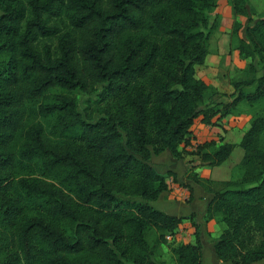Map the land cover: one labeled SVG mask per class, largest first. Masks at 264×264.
Masks as SVG:
<instances>
[{"label": "trees", "instance_id": "trees-1", "mask_svg": "<svg viewBox=\"0 0 264 264\" xmlns=\"http://www.w3.org/2000/svg\"><path fill=\"white\" fill-rule=\"evenodd\" d=\"M228 1L231 39L250 60L231 95L196 72L220 27L218 0H0V264H202L195 223V243L167 241L186 218L152 206L172 174L150 160L169 151L214 168L237 146L238 179L193 180L213 194L206 220L226 226L217 258L264 260V117L239 144L181 149L200 116L211 125L264 102L254 64L264 16L244 25L251 0ZM77 92L92 97L84 112ZM164 246L172 263L160 260Z\"/></svg>", "mask_w": 264, "mask_h": 264}, {"label": "crops", "instance_id": "crops-1", "mask_svg": "<svg viewBox=\"0 0 264 264\" xmlns=\"http://www.w3.org/2000/svg\"><path fill=\"white\" fill-rule=\"evenodd\" d=\"M217 13L222 15L221 17L225 25L227 24L229 29H231L234 17L233 11L231 7L228 6L227 0L219 1ZM240 20L244 24L243 17H241ZM229 31L222 35L224 38H228L226 42H229L228 44L231 45L232 39ZM241 35L242 34L240 33V36ZM221 51L223 50L220 49V52ZM223 55L224 53L219 56L213 54L211 47L205 64L197 66L196 72L201 80L207 85L215 88L219 93L231 95L235 92L233 87L234 74H236V71L243 72L247 63H230L227 58H225L226 63H219L220 60L224 59ZM234 56L240 57L238 50L234 51ZM241 61L242 59L240 62ZM226 99L230 98H224L225 101ZM243 118L244 115L230 116L222 119L217 116L213 119V123L209 125L203 123V117L200 116L195 120L191 128V145L185 146L183 144L181 145V149L185 148L186 151L191 152L195 151L199 144L211 141L220 142L221 139H224V142L226 143L239 144L248 130V127H244L245 121H243ZM243 157V149L237 146L226 162L214 168L198 166L200 163L198 156L184 155L182 158L177 159L169 151H165L159 155H153L150 160V163L159 174H172L168 175L166 180L168 190L163 192L160 198L151 204L154 208L166 212L169 215L186 218L179 226L176 235L173 237V241H176L177 243H195L196 226L198 225L200 227L201 239L204 247L202 264L231 263L221 262L217 258L214 250V242L219 238V235H221L226 226L216 219L210 221L206 220L207 209L213 199V194L209 193L201 185L195 183L193 176L197 173L202 179H208L215 182L230 181L233 178V170H235L240 164ZM189 217H193V219H188ZM194 223L196 226H194ZM222 225H224L225 228H223ZM217 236L218 238H216ZM164 254L165 251H162V256L160 257L161 260ZM163 260L166 261L165 259ZM254 264H264V260Z\"/></svg>", "mask_w": 264, "mask_h": 264}, {"label": "rangeland", "instance_id": "rangeland-1", "mask_svg": "<svg viewBox=\"0 0 264 264\" xmlns=\"http://www.w3.org/2000/svg\"><path fill=\"white\" fill-rule=\"evenodd\" d=\"M219 1L220 0H218V7H219ZM228 6L231 7L229 1H228ZM249 12H250V19H248L246 17H243L244 25H250V24L254 25L260 18H262L264 16V0H251L250 3H249ZM219 16H220V19H219ZM221 16H222L221 14L217 13V8H216V11H215L214 15L212 16V23L217 21V22H219L220 27H219L218 31L212 37L213 39L211 38L212 42L210 41L211 42V47H212V53L215 54V55H218V56L220 54L224 53V55H223L224 59L220 60L219 63H226V59L225 58H227L228 62L230 61V63H244L245 62V63L248 64L250 62V60H242L240 62L241 58L239 56L238 57L234 56V51L236 50L235 49L236 43L234 41H232L231 45L228 44L229 42H226L228 40V38H224V36L222 35V34H224L226 32L228 33L229 30H230L229 34H232L233 23H232L231 29H229L227 24L225 25V23H224V21H223ZM224 27H225L226 30L224 29ZM241 34H242L240 36L241 39H246L245 30H242ZM220 49L223 50V51L220 52ZM254 64L256 65V67L258 69V73H257L256 76L257 77L262 76L263 73H264V60L261 59V58H257L254 61ZM246 67H247V65H246ZM235 73L236 74H234V75L236 77L235 76L233 77L234 81H241V80H244L246 78L244 72L236 71ZM250 77H253V76L252 75H250V76L248 75L247 76V78H250ZM245 91L247 93L253 92L254 91V87L245 88ZM76 95H77V97L79 99V111L80 112H84L86 109H88V107H89L88 102L90 101V99H92V97L86 96L85 94H83L81 92H77ZM226 101L229 102V101H232V100L226 99ZM240 109H241L240 110V114L237 115V116L244 115V118H243V121H245L244 127L246 126V127L249 128L251 122L256 117H262V116L264 117V102L258 103L255 106H249L246 102H244L243 104H241ZM233 157H235V156H233ZM240 176H241V171H239L238 169L233 170V178H232V180L238 179ZM222 227L225 228L224 225H222ZM216 238H218V236ZM169 242H171V241H169ZM163 251H165V254L162 257V260L165 259L166 261L172 263L173 259H171V258H173V256H172V254H170L169 249L166 246H164L163 247Z\"/></svg>", "mask_w": 264, "mask_h": 264}, {"label": "built area", "instance_id": "built-area-1", "mask_svg": "<svg viewBox=\"0 0 264 264\" xmlns=\"http://www.w3.org/2000/svg\"><path fill=\"white\" fill-rule=\"evenodd\" d=\"M168 241H172L173 240V237L172 236H167V238H166Z\"/></svg>", "mask_w": 264, "mask_h": 264}]
</instances>
